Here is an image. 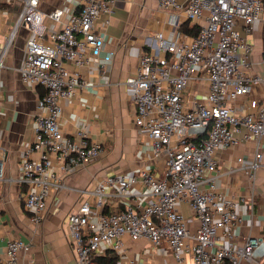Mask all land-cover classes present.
Masks as SVG:
<instances>
[{"label":"built area","instance_id":"2783aa9c","mask_svg":"<svg viewBox=\"0 0 264 264\" xmlns=\"http://www.w3.org/2000/svg\"><path fill=\"white\" fill-rule=\"evenodd\" d=\"M71 2L70 10L56 7L46 12L40 0H23L0 47L1 70L19 28L27 27L18 70L23 82L43 88L33 115V140L19 162L20 181L27 187L23 206L36 223L42 218L48 193L61 185L52 158L71 174L103 150L99 141L90 139L87 125L68 134L59 118L62 101L82 85L78 72L65 63L104 65L113 57L111 51L103 53V48L115 0ZM158 4L165 10L182 11L199 27L190 36L171 17L172 27L166 34L158 31L145 38L134 72L123 81L131 90L134 123L149 137L154 155H165V168L158 176L149 168L138 172L141 182L151 189L150 202L138 209L128 205L103 211L109 195L106 185L116 184L118 195H129L136 178L122 175L97 182L89 192L92 199L67 214L76 264H92L100 250L118 251L124 234L131 239L146 237L154 245L166 243L175 264H264V234L234 236L241 217L236 200L216 189L214 159L217 147L253 139L256 149L243 169L252 176L262 161L264 99L250 98V110L242 115L229 103L264 86V71L255 69L252 45L243 34L262 27L260 62L264 65V0H158ZM100 17L102 22H98ZM49 21L54 23L52 28ZM194 81L206 82L207 91L202 96L193 94L187 105L184 91ZM32 151L37 158L29 156ZM183 200L198 222L195 228L176 207ZM30 249L29 242L9 239L0 253V264H37L27 257Z\"/></svg>","mask_w":264,"mask_h":264},{"label":"crops","instance_id":"0c3cea01","mask_svg":"<svg viewBox=\"0 0 264 264\" xmlns=\"http://www.w3.org/2000/svg\"><path fill=\"white\" fill-rule=\"evenodd\" d=\"M22 1L0 0V47L3 36L18 15ZM56 7L73 8L71 0H40L43 11L48 12ZM171 17L177 19L178 26L187 20L182 11L160 7L158 0H115L110 23L104 29L103 53L111 51V61L104 65L81 67L65 63L69 70L78 72L82 85L62 101L60 126L65 133L71 134L77 127L87 125L90 139L99 141L103 150L98 158L71 174L63 172L60 164L52 158L53 169L60 176L61 185L48 193L42 218L37 223L30 219L29 212L23 206L27 187L20 181L19 162L24 149L33 140V115L37 112V102L43 88L30 86L21 79L18 67L29 30L24 26L19 28L0 70V147L3 149L0 150V253H3L7 240L18 238L31 244L27 257L37 264H76L67 214L85 199H92L89 192L97 182H103L109 176L124 175L127 179H136L131 183L126 197L118 195L116 184L106 185L109 195L105 197L104 212L123 209L128 205L138 209L150 202L151 189L141 182L138 172L142 168H149L157 176L162 174L165 155L155 156L149 137L136 127L131 90L123 81L134 72L145 47V38L152 37L158 31L166 34L172 27ZM98 22H102V17ZM192 23L189 21V24ZM53 24L48 22L51 28ZM243 34L253 47L251 59L255 69L264 71V65L260 62L262 27ZM206 91V82H190L184 91L187 105H191L193 94L202 96ZM253 97L264 99V86L256 87L250 95L240 96L229 104L236 114L242 115L250 110L248 103ZM259 145L262 161L252 176L243 169V165L253 158L255 140L217 147L214 152L216 189L236 200V210L241 217L234 228L237 239L247 233L253 236L264 234V136ZM29 156L37 158L38 154L32 151ZM239 158L243 161L239 162ZM238 197H244L247 203L240 202ZM176 207L190 221L191 228H195L198 222L188 202L179 201ZM121 240L123 245L118 251L107 248L97 252L95 257L115 255L116 259L111 264H175L164 242L154 245L146 237L131 239L126 234L121 236ZM92 264L98 263L93 261ZM241 264L253 263L242 261Z\"/></svg>","mask_w":264,"mask_h":264},{"label":"trees","instance_id":"16d2710c","mask_svg":"<svg viewBox=\"0 0 264 264\" xmlns=\"http://www.w3.org/2000/svg\"><path fill=\"white\" fill-rule=\"evenodd\" d=\"M178 28H179V30H181L182 32H184L186 34H189L190 36L196 35L198 32V29H199V27L196 23L189 24L188 20L182 22ZM115 259H116L115 255L108 256V254H107L104 256L95 257L94 262H96L98 264H103V263L111 264L112 262L115 261Z\"/></svg>","mask_w":264,"mask_h":264},{"label":"rangeland","instance_id":"374dc122","mask_svg":"<svg viewBox=\"0 0 264 264\" xmlns=\"http://www.w3.org/2000/svg\"><path fill=\"white\" fill-rule=\"evenodd\" d=\"M252 52H253V47H252Z\"/></svg>","mask_w":264,"mask_h":264}]
</instances>
